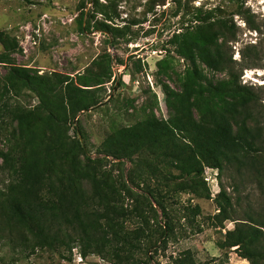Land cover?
<instances>
[{
    "label": "trees",
    "instance_id": "1",
    "mask_svg": "<svg viewBox=\"0 0 264 264\" xmlns=\"http://www.w3.org/2000/svg\"><path fill=\"white\" fill-rule=\"evenodd\" d=\"M175 2V16L184 21L171 46L188 67L181 91H173V116L162 120L151 111L143 121L113 131L95 156L81 141L78 119L100 104L86 95L91 85L65 80V87L57 90L44 76L30 75L13 58L22 51L19 42L0 32L6 51L0 63L10 67L1 81L4 94L23 88L39 99L38 108L0 110V137L7 129L10 144L0 148V245L23 254L51 249L72 255L77 249L82 258L96 255L116 264H136L134 256L141 254L150 259L152 249L176 235L168 200L178 193L212 199L204 174L213 168L219 178L233 170L255 185L262 199L252 203L251 194L239 193L234 202L220 183L215 198L219 211L208 219L209 225L224 230L227 221L234 222L225 231L224 249L250 264H264V140L256 121L260 98L240 82L242 70L256 64L234 59L229 43L236 41L231 36L236 25L227 10L198 7L190 12L187 3ZM243 8L232 13L256 31ZM95 25L109 35L106 23ZM204 67L225 73L227 80L210 79ZM111 77L109 71L103 75ZM104 83L98 80L96 85ZM4 112L10 122L3 120ZM71 125L73 136L68 138L66 127ZM110 159L131 164L127 177L108 170ZM245 201L247 210L234 208ZM190 210L201 215L199 205ZM173 264L198 263L186 250Z\"/></svg>",
    "mask_w": 264,
    "mask_h": 264
},
{
    "label": "rangeland",
    "instance_id": "2",
    "mask_svg": "<svg viewBox=\"0 0 264 264\" xmlns=\"http://www.w3.org/2000/svg\"><path fill=\"white\" fill-rule=\"evenodd\" d=\"M182 1L188 4L190 12L198 7L205 11L227 10L236 25L231 33L236 41L229 46L237 62L256 64V67L242 70L240 82L260 98L256 121L257 128L263 129L264 140V0ZM242 5L256 31L243 16L232 13ZM176 10L175 0H0V32L19 42L22 51L13 58L16 66L30 69V75L44 76L57 90L65 87V80L91 85L85 88L92 90L86 95L95 96L100 104L81 112L78 119L83 132L81 141L87 143L95 156L113 131L143 121L151 111L162 120L173 116V91H181V77L188 67V63L172 51L173 36L183 30L184 21L181 15L175 16ZM96 22L106 23L109 35L97 31ZM5 53L0 43V58ZM9 69L0 63V110L38 108L37 95L27 89H12L4 94L1 81ZM205 70L214 81L228 78L225 73ZM107 71L111 72L110 80L103 79ZM98 80H105V83L96 85ZM3 114V120L10 122L9 116ZM74 127H66L68 138L73 136ZM8 137L5 129L0 137L3 150L10 145ZM106 162L108 170L127 177L130 163L123 166L121 161L110 159ZM204 177L212 199L178 193L168 200V207L176 219V235L166 245L152 249L148 254L150 259L144 254L135 255L136 264H173L186 250L192 252L198 264H250L233 250L223 247L225 231L233 229L234 222L227 221L225 229L221 230L211 227L208 219L219 211L215 198L221 191L220 183L225 185L234 202L239 193L241 196L251 194L249 201L252 203L260 202L261 194L255 185H248L233 170L219 178L218 170L206 168ZM130 204L129 200L125 201V207ZM196 205L201 207L200 216L188 211ZM234 208L247 210V202L242 206L235 203ZM130 226L135 229L134 223ZM0 264L116 263L96 255L82 258L77 249L72 255L51 249L23 254L0 245Z\"/></svg>",
    "mask_w": 264,
    "mask_h": 264
}]
</instances>
